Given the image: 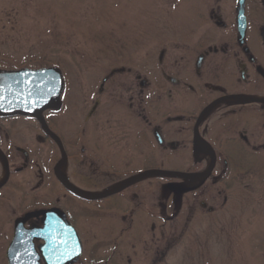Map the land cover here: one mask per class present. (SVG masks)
<instances>
[{
  "label": "flooded vegetation",
  "instance_id": "af4514ba",
  "mask_svg": "<svg viewBox=\"0 0 264 264\" xmlns=\"http://www.w3.org/2000/svg\"><path fill=\"white\" fill-rule=\"evenodd\" d=\"M149 1V27L134 40L145 53L110 67L99 87L114 116L95 119L99 99L86 117L48 116L60 96L42 113L54 137L36 116L0 113V264L17 245L38 264L58 262L71 228L83 264H134L138 241L145 263L158 264L175 223L184 233L227 206L217 185L233 170L258 159L264 172V0Z\"/></svg>",
  "mask_w": 264,
  "mask_h": 264
},
{
  "label": "rangeland",
  "instance_id": "374dc122",
  "mask_svg": "<svg viewBox=\"0 0 264 264\" xmlns=\"http://www.w3.org/2000/svg\"><path fill=\"white\" fill-rule=\"evenodd\" d=\"M150 16L149 0H0V70L57 68L65 89L47 115L59 110L57 118L65 121L86 117L100 98L108 69L135 56L137 31L149 27ZM181 18L180 13L174 17ZM139 49L137 56L145 53L144 46ZM117 80L106 84L105 94ZM99 100L102 113L95 119L107 111L114 116L108 97ZM224 180L217 187L225 190L227 206L218 208L215 217L194 221L184 233L175 223L173 243L158 264H264V172L258 159L246 173L233 170ZM87 233L86 255L96 258L100 249H93L96 239ZM143 249L138 241L134 264H147ZM80 262L85 263V252Z\"/></svg>",
  "mask_w": 264,
  "mask_h": 264
},
{
  "label": "water",
  "instance_id": "95a60500",
  "mask_svg": "<svg viewBox=\"0 0 264 264\" xmlns=\"http://www.w3.org/2000/svg\"><path fill=\"white\" fill-rule=\"evenodd\" d=\"M245 0H240V5L244 4ZM242 12V9H241ZM107 79L104 80V82ZM64 90V78L62 73L53 67L41 69L24 68L16 71H0V113L1 114H15L21 113L24 115L36 116L43 121L48 133L53 135L48 129L43 118V111L50 108L53 103L61 96ZM230 99H237L242 101H251L247 97L232 96ZM260 101V100H255ZM54 136V135H53ZM55 137V136H54ZM165 174L175 176H186L197 179L202 177V174H183L179 172H166ZM59 177L63 179V174L60 172ZM79 194L98 198L99 194H92L74 188ZM72 238V249L58 252V262H49V264H76L79 262L83 253L81 240L75 229ZM18 239V236L15 240ZM13 250V248H12ZM10 264H38L33 257V254H23L19 251L18 245L14 248L13 253L10 254Z\"/></svg>",
  "mask_w": 264,
  "mask_h": 264
}]
</instances>
